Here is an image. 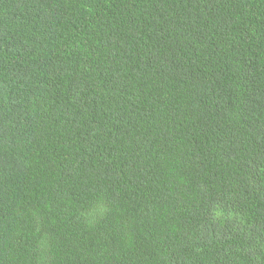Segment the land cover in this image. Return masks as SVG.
<instances>
[{"label": "trees", "instance_id": "1", "mask_svg": "<svg viewBox=\"0 0 264 264\" xmlns=\"http://www.w3.org/2000/svg\"><path fill=\"white\" fill-rule=\"evenodd\" d=\"M0 264H264V0H0Z\"/></svg>", "mask_w": 264, "mask_h": 264}]
</instances>
